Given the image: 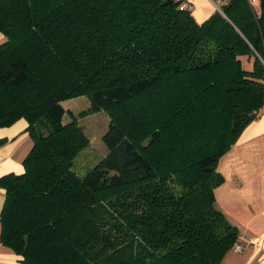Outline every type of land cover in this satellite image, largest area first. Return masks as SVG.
I'll list each match as a JSON object with an SVG mask.
<instances>
[{
	"label": "trees",
	"instance_id": "16d2710c",
	"mask_svg": "<svg viewBox=\"0 0 264 264\" xmlns=\"http://www.w3.org/2000/svg\"><path fill=\"white\" fill-rule=\"evenodd\" d=\"M259 2L199 24L182 0H0V128L24 119L33 143L0 179L19 264H222L239 232L218 166L264 108ZM83 96L110 126L81 177L90 140L63 103Z\"/></svg>",
	"mask_w": 264,
	"mask_h": 264
},
{
	"label": "crops",
	"instance_id": "0c3cea01",
	"mask_svg": "<svg viewBox=\"0 0 264 264\" xmlns=\"http://www.w3.org/2000/svg\"><path fill=\"white\" fill-rule=\"evenodd\" d=\"M190 2L194 7L193 16L199 24L216 12L210 0ZM6 41V37L0 34V45ZM27 128L28 123L24 119L11 127L0 128V141H5L0 145V179L10 174L25 173L24 160L33 147ZM218 170L225 182L216 190L217 206L228 220L237 223L238 226L229 221L238 229L239 240L252 243L250 248L255 250L258 258L264 251V108L259 118L243 131L236 145L221 159ZM5 202L6 190L0 187V218ZM254 222L258 228L253 227ZM1 231L0 222V264H19L22 257L4 246Z\"/></svg>",
	"mask_w": 264,
	"mask_h": 264
},
{
	"label": "rangeland",
	"instance_id": "374dc122",
	"mask_svg": "<svg viewBox=\"0 0 264 264\" xmlns=\"http://www.w3.org/2000/svg\"><path fill=\"white\" fill-rule=\"evenodd\" d=\"M247 1L254 13L260 14L259 0ZM253 63L254 62L252 60H243L244 67L247 70L253 69ZM63 106L67 111H72V113L77 117L79 125L83 127L86 135L90 140L88 148L80 154V156L76 159L74 165V170L78 173L79 176L83 177L109 153L108 148L104 142V137L109 130L110 118L104 111L92 112V103L87 96L68 100L63 103ZM71 121V116L66 115L64 118L65 124ZM145 144H148L147 140L145 141ZM217 208L220 210L218 206ZM229 221L232 224L237 225V223H234L231 220ZM243 225L245 226V223H243ZM244 226L242 227L243 229ZM253 227L258 228V225L255 226L254 222ZM249 230L252 232L251 227L249 228ZM255 253V250H252V248L247 249L243 253H235L232 249L226 254L222 264H252L257 258L255 257Z\"/></svg>",
	"mask_w": 264,
	"mask_h": 264
},
{
	"label": "built area",
	"instance_id": "2783aa9c",
	"mask_svg": "<svg viewBox=\"0 0 264 264\" xmlns=\"http://www.w3.org/2000/svg\"><path fill=\"white\" fill-rule=\"evenodd\" d=\"M182 1H183L181 5L182 10L184 9V10L193 11L194 7H193V4L190 2V0H182ZM210 1L215 6V9L217 11L224 14L223 8L228 6L230 3H232L235 0H210ZM251 246H252V243L246 240H238V242L234 245L233 250L235 253H243ZM257 263L264 264V251L252 264H257Z\"/></svg>",
	"mask_w": 264,
	"mask_h": 264
}]
</instances>
